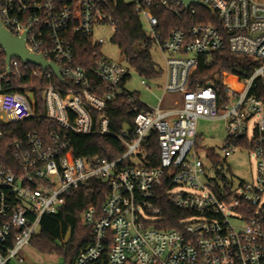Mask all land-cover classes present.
<instances>
[{"label": "built area", "instance_id": "1", "mask_svg": "<svg viewBox=\"0 0 264 264\" xmlns=\"http://www.w3.org/2000/svg\"><path fill=\"white\" fill-rule=\"evenodd\" d=\"M121 1L132 5L153 48L166 55L163 92L178 95V107L163 110L162 99L156 108L143 104L128 88L132 69L102 53L94 66L74 65L72 37L102 48L105 40L97 34L110 28L115 35L112 12ZM197 1L212 11L180 0H0L3 26L15 37L27 33L29 53L56 64L65 81L50 68L17 59L8 66L5 58L0 67V121L45 119L54 125L45 136L29 132L13 143V169L0 164V264H27L25 253L42 219L57 215L91 180L106 183L109 194L100 210L90 206L82 212L91 243L72 264H264V0ZM198 7L214 15L221 29L197 24L165 36L154 13L159 9L182 19L196 16ZM224 51L258 66L246 78L223 73L222 96L214 82L191 89L199 56ZM20 63L31 68L21 78L46 83L40 88L44 113L36 112L33 89L13 91ZM141 86L152 89L145 80ZM121 101L135 117L133 134L127 125L121 133L112 131L106 110ZM199 120L224 122L225 159L241 149L255 154L251 183L234 188L213 162L212 150L205 151L211 168L205 167L198 154ZM73 135L110 136L125 152L114 160L73 159ZM154 135L157 167L146 148ZM165 201L188 213L175 229L164 227Z\"/></svg>", "mask_w": 264, "mask_h": 264}, {"label": "trees", "instance_id": "2", "mask_svg": "<svg viewBox=\"0 0 264 264\" xmlns=\"http://www.w3.org/2000/svg\"><path fill=\"white\" fill-rule=\"evenodd\" d=\"M159 19L160 28L164 34L170 30L187 29L192 25L213 23L216 28L221 29L220 24L215 21L214 15L207 10L198 7L197 15H184L182 19H176L163 10L154 11ZM112 18L116 26V33L112 42L122 52L126 64L140 77L146 80L159 78L161 72L153 62L151 52L153 44L147 36L140 17L134 12L132 5L121 1L113 9ZM74 49V65L83 68L94 66L96 55H100L101 47L93 46L84 37L75 35L72 37ZM6 56L0 47V67H3ZM196 75L192 78L190 88L197 86L206 87L209 82H214L215 89L220 96L223 95L221 76L223 73L240 78L250 76L258 64L247 57L236 56L228 51L212 54H204L198 58ZM30 67L17 69L16 76H12L13 91L24 92L33 89L36 98V112L44 113L41 99V89L46 84L41 78H21V73L29 71ZM137 97L139 95L137 94ZM140 98V97H139ZM112 107V108H111ZM106 114L112 121V131L121 133L125 125L129 126L130 132L134 133L135 117L129 113V108L123 101L111 105ZM54 125L45 119H30L21 123L4 124L0 121V164L13 169L15 161L12 154V145L16 140H22L29 132H38L45 136L48 129ZM156 135L152 141L146 143L148 151L154 155L155 167H157L158 147ZM125 152L124 147L116 139L107 137H86L73 135L70 157L73 159L85 157H100L114 160ZM210 156L215 164L219 159L210 151ZM109 194V187L100 180H91L85 186L75 191L68 200L67 205L55 216H45L42 219L40 232L31 241V247L42 254L60 253L64 256L66 264H72L79 253L91 243L90 230L81 221L82 212L93 206L100 210ZM166 229H175L178 222L188 216V213L179 211L168 202L162 203ZM71 233L66 242L68 233Z\"/></svg>", "mask_w": 264, "mask_h": 264}, {"label": "rangeland", "instance_id": "3", "mask_svg": "<svg viewBox=\"0 0 264 264\" xmlns=\"http://www.w3.org/2000/svg\"><path fill=\"white\" fill-rule=\"evenodd\" d=\"M144 30L147 31L145 23H143ZM113 32L110 28H104L97 34V38L105 40L101 53L102 55L115 62L126 65L122 52L119 47L112 42ZM153 62L157 65L161 72V76L156 79L146 80L140 77L135 71H131V80L128 88L140 95V100L148 107L156 108L162 99L161 108L165 110L168 106L176 108L179 105L180 97L178 95H164L163 88L167 82V68L165 64V56L158 49L153 48L152 52ZM145 80L151 90H147L141 86V81ZM227 80V79H226ZM197 132L201 139L200 149L198 151L199 157L204 163L205 167L210 170L211 163L205 158L206 150H214L216 155L220 158L218 170L228 181H230L234 188H239L241 183H251L257 168V158L255 154L247 149H241L230 158L225 159L222 154L224 141L226 138L225 124L223 121H204L199 120L197 123ZM225 159V160H224ZM210 176H214L213 171L209 172ZM184 192L195 193L190 188H183ZM27 264H66L64 256L58 252L52 254H42L36 249L30 247L26 251Z\"/></svg>", "mask_w": 264, "mask_h": 264}, {"label": "water", "instance_id": "4", "mask_svg": "<svg viewBox=\"0 0 264 264\" xmlns=\"http://www.w3.org/2000/svg\"><path fill=\"white\" fill-rule=\"evenodd\" d=\"M103 1V0H100ZM186 7L190 5H200L205 7L207 10L212 11L209 7H206L197 0H180ZM27 33L22 37H15L9 32L2 24L0 20V47L5 53L6 64L9 66L11 61L17 59L23 63H27L33 66L41 67L43 70L50 68L56 76L61 80L62 83L65 81L59 75V67L54 63H49L42 55H35L29 53L26 47ZM128 130V128H125ZM71 233H68L66 242H68Z\"/></svg>", "mask_w": 264, "mask_h": 264}, {"label": "bare ground", "instance_id": "5", "mask_svg": "<svg viewBox=\"0 0 264 264\" xmlns=\"http://www.w3.org/2000/svg\"><path fill=\"white\" fill-rule=\"evenodd\" d=\"M226 82H227V83L229 82L230 84H232V86H234V87H235V85L233 84V81H232V79H230V78H227Z\"/></svg>", "mask_w": 264, "mask_h": 264}, {"label": "crops", "instance_id": "6", "mask_svg": "<svg viewBox=\"0 0 264 264\" xmlns=\"http://www.w3.org/2000/svg\"><path fill=\"white\" fill-rule=\"evenodd\" d=\"M137 94H138V93H137ZM138 95H139V94H138ZM139 97H140V95H139ZM170 108H171V106H168V107L166 108V110H167V109H170Z\"/></svg>", "mask_w": 264, "mask_h": 264}]
</instances>
